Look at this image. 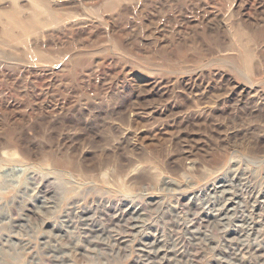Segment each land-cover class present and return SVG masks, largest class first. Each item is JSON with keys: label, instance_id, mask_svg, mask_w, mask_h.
I'll use <instances>...</instances> for the list:
<instances>
[{"label": "rangeland", "instance_id": "1", "mask_svg": "<svg viewBox=\"0 0 264 264\" xmlns=\"http://www.w3.org/2000/svg\"><path fill=\"white\" fill-rule=\"evenodd\" d=\"M263 161L264 0H0V264H264Z\"/></svg>", "mask_w": 264, "mask_h": 264}, {"label": "bare ground", "instance_id": "2", "mask_svg": "<svg viewBox=\"0 0 264 264\" xmlns=\"http://www.w3.org/2000/svg\"><path fill=\"white\" fill-rule=\"evenodd\" d=\"M191 86V85H190ZM180 111V110H179ZM227 111V110H226ZM149 112V111H148ZM162 113V112H161ZM132 116V115H131ZM137 120V119H136ZM133 121V120H132ZM213 140H214V138H213ZM264 162V161H263ZM246 190V189H245ZM125 213V212H124ZM129 213V212H128ZM120 219V218H119ZM127 223V222H126ZM206 223V222H205ZM184 229V228H183Z\"/></svg>", "mask_w": 264, "mask_h": 264}]
</instances>
